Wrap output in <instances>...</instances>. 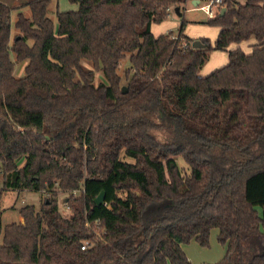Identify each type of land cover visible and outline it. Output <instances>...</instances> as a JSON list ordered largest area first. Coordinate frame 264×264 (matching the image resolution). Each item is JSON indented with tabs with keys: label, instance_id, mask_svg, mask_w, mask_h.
Wrapping results in <instances>:
<instances>
[{
	"label": "trees",
	"instance_id": "trees-1",
	"mask_svg": "<svg viewBox=\"0 0 264 264\" xmlns=\"http://www.w3.org/2000/svg\"><path fill=\"white\" fill-rule=\"evenodd\" d=\"M67 1L56 25L52 0L0 2V203L50 196L0 225V264H192L214 229L212 264H264V0H224L201 48L151 32L182 0ZM212 51L228 62L201 76Z\"/></svg>",
	"mask_w": 264,
	"mask_h": 264
},
{
	"label": "rangeland",
	"instance_id": "rangeland-1",
	"mask_svg": "<svg viewBox=\"0 0 264 264\" xmlns=\"http://www.w3.org/2000/svg\"><path fill=\"white\" fill-rule=\"evenodd\" d=\"M20 2L21 0H16ZM183 3L178 6H171L167 11L166 19L159 23L153 24V32L155 34L165 33V32H173L176 35L178 28L181 23H184V33L190 38H207L211 43L214 42L217 34L218 28L215 26H210L206 24L208 20L211 18L205 9L200 8V6L205 5L210 0H199L198 5L193 4V0H182ZM224 1V0H223ZM239 2H243V0H238ZM222 6V5H221ZM77 6L74 4H70L67 0H52V3L49 7L48 16L52 19L54 24L56 25V17L55 11L58 10L60 12L63 11H71L76 10ZM179 8V14L176 15L175 9ZM221 8V7H220ZM218 7V12L219 9ZM216 13V9L213 8ZM214 13V14H215ZM26 15H29V12H25ZM217 14V13H216ZM215 14V15H216ZM15 20V15H11V35L10 41L13 39L16 31L14 30L13 23ZM162 30H160V28ZM254 43V41L243 42L238 44L240 45L241 50L244 53H249L251 50L250 44ZM217 52V53H216ZM215 54L211 55L209 60L204 64V66L200 70L201 76H207L211 72L216 69H219L221 66L226 65L228 62L227 53L223 51H216ZM11 59H13V54H10ZM24 64H18L15 68L14 74L16 77H21L23 75ZM128 68V58H124L120 64V73ZM98 80V79H97ZM159 138L160 134L157 135ZM121 160L129 162V159L121 156ZM174 161L178 165L179 169L183 171H189L186 164L182 161L180 157H175ZM0 188H2V178L0 177ZM45 197H50L48 194L39 193L37 191H20L18 193L10 192L4 196L0 205H3L5 211L0 216V225L4 227L7 224L13 222H22V218L19 216L18 210L26 205H32L35 209H39L42 201ZM66 195L59 193L57 196V204L59 212L62 216L68 217L70 214V210L66 208V204L64 202ZM20 219V220H18ZM95 232H99L100 226L96 225L94 228ZM1 243V237H0ZM183 252L188 258V260L192 264H205V263H215L219 261L225 254V247L221 245L217 241V231L214 229L210 232L209 241L207 247L199 246L195 241H190L187 244L182 246Z\"/></svg>",
	"mask_w": 264,
	"mask_h": 264
},
{
	"label": "crops",
	"instance_id": "crops-1",
	"mask_svg": "<svg viewBox=\"0 0 264 264\" xmlns=\"http://www.w3.org/2000/svg\"><path fill=\"white\" fill-rule=\"evenodd\" d=\"M27 1H29V0H21L20 2H17L16 0H0V2L1 3H3V4H6V5H8V6H13V5H17V4H24V3H26ZM194 1H196V3L194 4V5H198L199 4V0H193V2ZM207 5V3H205V5H203V6H200V8H202V7H205ZM179 9V8H178ZM180 10V9H179ZM178 10V11H179ZM176 13V12H175ZM177 15V14H176ZM181 25V24H180ZM158 28H160V27H158ZM179 28H180V26H179ZM178 28V29H179ZM160 30H162V28H160ZM151 32H152V34L155 36V37H157V36H159V35H162V34H167V33H173V32H165V33H160V34H155L154 32H153V25L151 26ZM184 33V32H183ZM174 34V33H173ZM184 35H185V33H184ZM186 37H188L187 35H185ZM188 38H190V37H188ZM191 39H194V40H198V38H191ZM199 39H201V38H199ZM240 48V45L239 46H237V44H232V45H230L229 46V48H228V50H232V49H235V48ZM241 49V48H240ZM251 51V50H250ZM215 52L216 51H212L210 54H209V57H208V60H209V58H210V56L211 55H213V54H215ZM224 52V51H223ZM217 53V52H216ZM250 53V52H249ZM248 54V53H247ZM228 58V57H227ZM224 66V65H223ZM222 67V66H221ZM18 220H20V219H18Z\"/></svg>",
	"mask_w": 264,
	"mask_h": 264
},
{
	"label": "water",
	"instance_id": "water-1",
	"mask_svg": "<svg viewBox=\"0 0 264 264\" xmlns=\"http://www.w3.org/2000/svg\"><path fill=\"white\" fill-rule=\"evenodd\" d=\"M195 3H196V1L193 2V4H195ZM178 10H179L178 8L175 9L176 14H179ZM224 12H225V8H221L220 16H222ZM192 47L193 48H201V47H203V44H201L199 40H195L192 43ZM122 90H123V92H126L125 87H122ZM104 198H105V194L103 191H101L99 193V195L94 199V204L96 206H100L104 202Z\"/></svg>",
	"mask_w": 264,
	"mask_h": 264
},
{
	"label": "built area",
	"instance_id": "built-area-1",
	"mask_svg": "<svg viewBox=\"0 0 264 264\" xmlns=\"http://www.w3.org/2000/svg\"><path fill=\"white\" fill-rule=\"evenodd\" d=\"M222 3H223V0H210L205 7H202V9H205L207 14L212 18L215 16L216 13H218L217 9H218V7L219 8L221 7ZM213 8L216 9V13L213 10ZM66 208H68L67 205H66ZM87 245H88L87 242L83 243L81 246V250H85Z\"/></svg>",
	"mask_w": 264,
	"mask_h": 264
}]
</instances>
